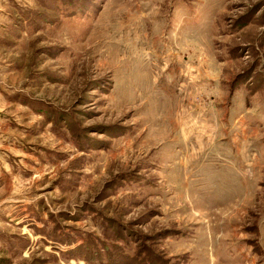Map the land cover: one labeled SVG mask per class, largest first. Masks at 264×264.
Segmentation results:
<instances>
[{
  "label": "rangeland",
  "instance_id": "rangeland-1",
  "mask_svg": "<svg viewBox=\"0 0 264 264\" xmlns=\"http://www.w3.org/2000/svg\"><path fill=\"white\" fill-rule=\"evenodd\" d=\"M0 264H264V0H0Z\"/></svg>",
  "mask_w": 264,
  "mask_h": 264
}]
</instances>
